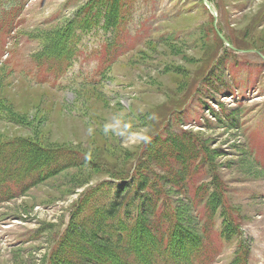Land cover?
Here are the masks:
<instances>
[{"label":"rangeland","instance_id":"374dc122","mask_svg":"<svg viewBox=\"0 0 264 264\" xmlns=\"http://www.w3.org/2000/svg\"><path fill=\"white\" fill-rule=\"evenodd\" d=\"M84 1L29 0L26 24L0 33V143L21 137L85 159L0 206V264L50 262L81 197L145 162L152 141L124 138L137 132L175 134L194 150L187 176L163 183L156 208L164 218L177 209L179 225L200 233L202 263L230 264L245 243L248 264H264V0H208L214 14L200 0H133L115 47L101 33L82 37L73 67L55 76L30 59L37 44L25 32L71 17ZM157 28L167 40L138 49ZM152 112L158 121L148 120ZM114 121L124 136L105 131ZM171 169L154 171L168 177ZM221 210L243 232L230 241L219 235Z\"/></svg>","mask_w":264,"mask_h":264},{"label":"trees","instance_id":"16d2710c","mask_svg":"<svg viewBox=\"0 0 264 264\" xmlns=\"http://www.w3.org/2000/svg\"><path fill=\"white\" fill-rule=\"evenodd\" d=\"M119 3L120 0H113L108 13L109 18H114L113 23L118 17ZM89 23V19H83L82 24L74 26L73 21H65L59 27L38 30L35 37L45 48L44 56L67 59L72 50L70 44L73 30L76 27L84 28ZM151 141L152 151L145 156V162L142 161L134 170L130 181L124 182L129 175L112 176L113 181L124 184L111 185L102 192L93 190L81 199L65 235L53 250L47 264H204L202 252H199L200 233H189L179 225L180 220L175 213H178L177 209L170 208L172 216L164 218L157 216L154 208L165 193L164 185H157L154 177L163 183L172 179L169 184H178L177 179L187 176L188 157L192 159L194 150H191L187 141H181L174 134H169L162 140L154 137ZM78 155L67 149H44L21 137L2 142L0 193L7 188V184L20 185L33 177L34 173L40 174V177L33 179V185H37L58 175L56 173L84 166V157ZM72 156L82 159L67 166ZM170 164L178 168L171 169L173 174L168 172V177L154 171L171 168ZM46 172L48 174L42 176ZM149 174L154 177L151 178ZM221 193L215 189L210 195V201L218 203L217 194ZM99 196L103 197L101 201ZM210 201L208 205L214 208ZM188 209L192 215H196L193 207ZM82 213L84 216L80 219ZM220 215L222 220L219 235L224 241H230L231 236L239 231L240 225L236 224L227 211L221 210ZM162 219L172 221L171 225L167 228L160 226L157 221ZM75 242L84 246V249L77 250L72 245ZM58 258L61 260L56 262ZM248 258L249 250L245 243H241L230 264H248Z\"/></svg>","mask_w":264,"mask_h":264},{"label":"clouds","instance_id":"9594fccd","mask_svg":"<svg viewBox=\"0 0 264 264\" xmlns=\"http://www.w3.org/2000/svg\"><path fill=\"white\" fill-rule=\"evenodd\" d=\"M148 120L149 121H158L159 120V116L157 113L152 112L149 114L148 116ZM119 121H114L111 123H105L104 125V129L105 131H113L115 134L120 135V136H124V134L122 132L119 131ZM89 134H92L93 132V128L90 126L87 129ZM125 139H130L133 143L139 142V143H150L151 142V136L146 134V133H139L137 132L134 135H130V136H125ZM135 138V139H132ZM86 158H90V154H88V156Z\"/></svg>","mask_w":264,"mask_h":264},{"label":"water","instance_id":"95a60500","mask_svg":"<svg viewBox=\"0 0 264 264\" xmlns=\"http://www.w3.org/2000/svg\"><path fill=\"white\" fill-rule=\"evenodd\" d=\"M202 2H204L205 3V5H206V7L210 10V11H212V8H211V6L209 5V3L208 2H206V0H203Z\"/></svg>","mask_w":264,"mask_h":264}]
</instances>
